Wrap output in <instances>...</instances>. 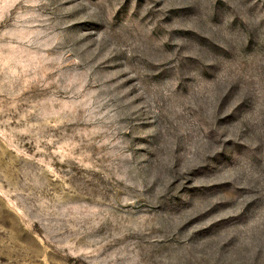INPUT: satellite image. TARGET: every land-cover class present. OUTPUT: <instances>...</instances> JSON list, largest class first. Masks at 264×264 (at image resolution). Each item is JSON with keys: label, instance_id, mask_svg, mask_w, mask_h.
Instances as JSON below:
<instances>
[{"label": "rangeland", "instance_id": "374dc122", "mask_svg": "<svg viewBox=\"0 0 264 264\" xmlns=\"http://www.w3.org/2000/svg\"><path fill=\"white\" fill-rule=\"evenodd\" d=\"M0 264H264V0H0Z\"/></svg>", "mask_w": 264, "mask_h": 264}]
</instances>
